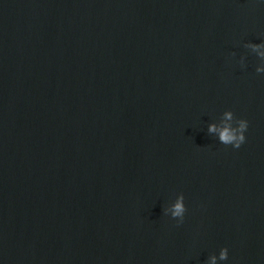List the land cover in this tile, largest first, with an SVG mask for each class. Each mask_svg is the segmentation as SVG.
<instances>
[{
    "label": "water",
    "instance_id": "1",
    "mask_svg": "<svg viewBox=\"0 0 264 264\" xmlns=\"http://www.w3.org/2000/svg\"><path fill=\"white\" fill-rule=\"evenodd\" d=\"M260 53L259 0H0V264H264Z\"/></svg>",
    "mask_w": 264,
    "mask_h": 264
},
{
    "label": "clouds",
    "instance_id": "2",
    "mask_svg": "<svg viewBox=\"0 0 264 264\" xmlns=\"http://www.w3.org/2000/svg\"><path fill=\"white\" fill-rule=\"evenodd\" d=\"M260 3H264V0H259ZM254 50L258 49L260 46L255 45L252 46ZM260 55L264 56V53H260ZM260 71V69H258ZM249 127V122L246 119H238L234 120L231 112H226L224 115V119L221 122V125L218 127L217 125H209V132H216L219 134L220 143L227 146H231L232 149H239L246 142V135ZM170 212L171 217L173 219H177V226L181 225L184 220V214L186 212V208L184 205L183 197H180L176 200V202L171 206L170 209L167 210ZM166 212V214H167ZM229 250L228 248H224L221 250L219 259L227 260ZM216 257L211 259V264H216Z\"/></svg>",
    "mask_w": 264,
    "mask_h": 264
}]
</instances>
